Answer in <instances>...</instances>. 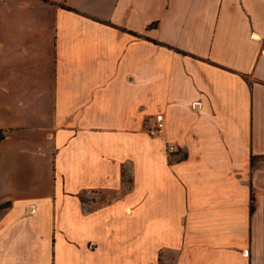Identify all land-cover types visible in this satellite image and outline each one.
Segmentation results:
<instances>
[{"label": "crops", "instance_id": "obj_1", "mask_svg": "<svg viewBox=\"0 0 264 264\" xmlns=\"http://www.w3.org/2000/svg\"><path fill=\"white\" fill-rule=\"evenodd\" d=\"M0 133V264H264V0H0Z\"/></svg>", "mask_w": 264, "mask_h": 264}, {"label": "built area", "instance_id": "obj_2", "mask_svg": "<svg viewBox=\"0 0 264 264\" xmlns=\"http://www.w3.org/2000/svg\"><path fill=\"white\" fill-rule=\"evenodd\" d=\"M142 127L148 135L151 136H163L165 132V121L161 111H155L148 115L143 121ZM1 136V133H0ZM165 149L168 152H178L179 147L170 141H165Z\"/></svg>", "mask_w": 264, "mask_h": 264}]
</instances>
